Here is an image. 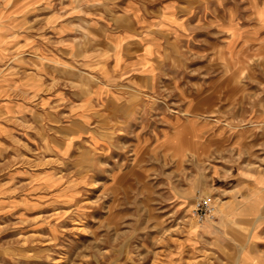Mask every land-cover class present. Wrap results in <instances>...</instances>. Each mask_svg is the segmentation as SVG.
I'll list each match as a JSON object with an SVG mask.
<instances>
[{
    "label": "rangeland",
    "instance_id": "obj_1",
    "mask_svg": "<svg viewBox=\"0 0 264 264\" xmlns=\"http://www.w3.org/2000/svg\"><path fill=\"white\" fill-rule=\"evenodd\" d=\"M249 2L0 0V31L30 42L0 58L16 80L0 264H264V8ZM198 196L210 221L191 216Z\"/></svg>",
    "mask_w": 264,
    "mask_h": 264
},
{
    "label": "crops",
    "instance_id": "obj_2",
    "mask_svg": "<svg viewBox=\"0 0 264 264\" xmlns=\"http://www.w3.org/2000/svg\"><path fill=\"white\" fill-rule=\"evenodd\" d=\"M249 6L250 9L252 10V12L254 13L256 8H264V4H256L255 1L253 0H249ZM167 6V12L168 13V17L170 19V21L167 20L164 21V23L169 24L170 22H177L180 23V19L175 17V13H176V4L173 1H168L167 3H165L163 6H161L160 8V13L162 12L163 8ZM178 9V8H177ZM162 15V14H161ZM160 15V18H161ZM161 21V20H160ZM174 25V24H172ZM171 26V24H170ZM229 27L232 30H235L236 32H238L240 34V38H243L246 35H242V32L244 31V29L241 26H238L237 24L231 22L229 23ZM245 32V31H244ZM247 37V36H246ZM0 58L5 60L4 63L6 62L8 64H11L15 59H16V55H15V49L14 47L17 45V47H22L23 50L25 49V46L29 45L30 42H27V39H22V42L20 41L21 39H16L15 35L13 32H5V31H0ZM18 40V41H17ZM1 63V62H0ZM6 80L7 81V86L4 87L3 85L0 84V112L2 113H8L7 111L13 109L14 104H15V100H13L14 98L10 97V94L12 92H14L15 90V82L16 80L13 79L12 77L10 78L9 76L7 77H1L0 75V81ZM22 85L25 87L27 86V88L29 87V84L27 83H22ZM1 129V128H0ZM249 257V256H248ZM250 258L244 259L242 262L243 264H250Z\"/></svg>",
    "mask_w": 264,
    "mask_h": 264
},
{
    "label": "built area",
    "instance_id": "obj_3",
    "mask_svg": "<svg viewBox=\"0 0 264 264\" xmlns=\"http://www.w3.org/2000/svg\"><path fill=\"white\" fill-rule=\"evenodd\" d=\"M214 205L211 198L205 196H198L193 202L191 209V216L195 218L197 222H203L211 220L214 216Z\"/></svg>",
    "mask_w": 264,
    "mask_h": 264
},
{
    "label": "bare ground",
    "instance_id": "obj_4",
    "mask_svg": "<svg viewBox=\"0 0 264 264\" xmlns=\"http://www.w3.org/2000/svg\"><path fill=\"white\" fill-rule=\"evenodd\" d=\"M207 221H210V220H207Z\"/></svg>",
    "mask_w": 264,
    "mask_h": 264
}]
</instances>
